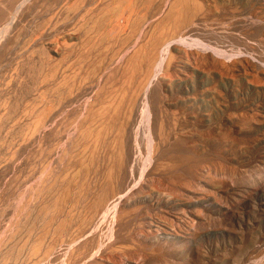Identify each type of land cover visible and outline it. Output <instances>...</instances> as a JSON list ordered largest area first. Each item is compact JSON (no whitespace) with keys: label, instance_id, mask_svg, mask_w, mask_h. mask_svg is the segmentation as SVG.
<instances>
[{"label":"rangeland","instance_id":"rangeland-1","mask_svg":"<svg viewBox=\"0 0 264 264\" xmlns=\"http://www.w3.org/2000/svg\"><path fill=\"white\" fill-rule=\"evenodd\" d=\"M0 30V264H264V0H0Z\"/></svg>","mask_w":264,"mask_h":264},{"label":"bare ground","instance_id":"bare-ground-1","mask_svg":"<svg viewBox=\"0 0 264 264\" xmlns=\"http://www.w3.org/2000/svg\"><path fill=\"white\" fill-rule=\"evenodd\" d=\"M14 15H16V14H14ZM13 17H15V16H13ZM13 19H14V18H13ZM13 19H12V20H13ZM10 21H11V20H10ZM8 23H9V22H8ZM10 25H11V22H10ZM7 26H9V24H8ZM3 27H4V29H5L6 26L4 25ZM9 27H10V26H9ZM9 27H8V28H9ZM6 28H7V27H6ZM8 28H7V29H8ZM7 29H6V30H7ZM1 30H2V29H1ZM1 30H0V32H1ZM1 33H2V32H1ZM2 34H3V33H2ZM2 36H3V35H2ZM1 38H2V37H1Z\"/></svg>","mask_w":264,"mask_h":264}]
</instances>
